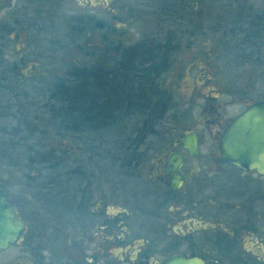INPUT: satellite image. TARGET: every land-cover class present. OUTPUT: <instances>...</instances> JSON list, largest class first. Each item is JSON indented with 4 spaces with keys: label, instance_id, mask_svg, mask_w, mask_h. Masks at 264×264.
<instances>
[{
    "label": "flooded vegetation",
    "instance_id": "obj_1",
    "mask_svg": "<svg viewBox=\"0 0 264 264\" xmlns=\"http://www.w3.org/2000/svg\"><path fill=\"white\" fill-rule=\"evenodd\" d=\"M119 3L128 20L144 18L156 29L164 21L170 24L169 38L165 35L162 42L146 38L137 45H126L125 41L120 45L117 33L123 32L127 23L117 20L121 15ZM19 7H31L32 16L38 19L30 22L34 32L52 29L56 24L72 44L82 40L86 31L93 32V65L88 67L80 61L70 66L80 75L93 76L91 83H104L113 91L112 95L102 96L106 92L96 89L95 106L105 104V111L77 114L72 127V123L61 128L50 124L56 133L77 135L90 130L96 134L113 129L114 120H120V125L122 120L143 114L129 112L126 94L131 85L146 84L145 80L130 78L131 62L135 70L143 71L145 63L154 61L156 79L152 83L158 81L162 89L156 85L152 90L166 104L175 97L160 79L171 62L168 56L176 52L179 56L184 48V55L202 58H184L181 64L187 61L185 66L179 63L174 67L187 87L188 98L181 111L184 122L160 137L156 135L152 159H145L142 147L146 142H142L145 132H155L141 128L139 133L144 139L121 149L117 161L97 144L84 145V149L65 142L55 145L47 159L36 161L49 168L59 167L58 178L45 181L37 189L40 199L36 198L45 207L48 205V214L55 211L52 202L58 200L59 224H49L41 243L39 232L30 223V262L23 251L7 253L21 243L24 234L19 242L0 251V264H166L178 258L197 259L204 264H264V171L253 167L250 152L238 151L229 143L232 123L255 105L264 104V0H1L0 15L4 18L10 8L13 20L12 12ZM195 9L202 13L203 21L207 18L208 23L218 24L214 29L209 25L208 30L213 31L209 34H219L226 42L230 39L231 47L223 42L222 49L211 47L200 53L188 41L181 46L183 38L194 37L192 27L199 25L200 21H194L198 17L193 14ZM171 39L175 41L171 43ZM114 42L115 48L111 46ZM75 46L78 54L81 43ZM132 46H140L134 61ZM230 66L252 74L242 72L236 80H225L222 70ZM27 70L24 74L32 73ZM72 72V68L66 69L64 79H55L56 85L83 84L65 79ZM8 84L16 87L13 79ZM20 111L24 112L23 107ZM49 113L53 119V111ZM164 114L152 111L147 118L160 119ZM15 121L6 134L14 144L28 141L37 133V129L30 128L28 117H15ZM21 135L27 136L23 139ZM3 138L0 169L14 163L4 160L7 154L12 157L10 150L14 147ZM88 150L91 159H85ZM62 152H76L80 160L72 162ZM73 164L75 169L70 172ZM37 175L38 170L31 169L28 177L33 180ZM2 178L0 170V189L27 226ZM70 216L80 220L73 233L66 223Z\"/></svg>",
    "mask_w": 264,
    "mask_h": 264
},
{
    "label": "rangeland",
    "instance_id": "obj_2",
    "mask_svg": "<svg viewBox=\"0 0 264 264\" xmlns=\"http://www.w3.org/2000/svg\"><path fill=\"white\" fill-rule=\"evenodd\" d=\"M117 7L121 10V13L119 12L121 15L117 20L121 23H124V21L127 23L123 32L117 33L120 45L123 41L126 42V45H137L136 43H143L146 38H152L153 42L157 43L164 41L167 36H170L171 26L165 23V21L158 25L159 28L156 29L154 24L147 22L144 18L139 20H133L131 18L128 20L124 18L126 12L123 11V5L119 3ZM9 9H7L8 12L5 10L7 14L4 18L0 15V69L4 67H11V69H13V80L16 82V87H14L16 93H14V95H18L15 98V101L18 100V102H15L17 104L12 107L13 109L10 111L9 115L2 118L0 117V139L5 135L4 138L6 137L14 147V149L11 148L10 150L12 157L7 154V157L4 159L14 163L4 164L0 170L3 183L8 184L11 189V199L15 202L18 210L22 214V218H24L27 223V230L23 240L19 245L12 247L7 253L23 251L24 254L27 253L26 257L30 262V223L31 227L39 232L42 243L43 237L41 235L45 236L49 224H59V219H57L58 217L56 216L59 211L61 212L58 200L55 203L52 202L53 210L55 211L48 214L46 209L48 205L45 207L42 202L39 203L36 199H40V192H38L37 189L41 187L45 181L52 182V179L58 178L59 167L49 168L45 166L46 164L40 165V161H36L47 159L49 154L51 155L53 152L52 150L55 145H58L59 142H65L66 145L73 146L74 148L80 146L84 149H87L84 145L90 147V145L97 144L104 149L105 154H112L113 160L117 161L119 160V153L122 152L120 151L121 149L126 146L133 147V143H137L141 138L144 139V135L139 133L141 128L152 129L155 132L154 135L150 131L145 132L147 135L142 142V144L146 142V146L142 147V153L146 155L145 159H152L156 149V135L160 137L161 133L170 132V130L180 127L182 122H184L182 120L183 118H181V111H183L182 109H184V105H186V98H188L187 87L182 81L183 78H181V76L179 77L178 73L175 72L176 68L174 67L179 63L185 66L190 59H194L195 57L202 58V56L184 55V48L180 50L179 56L177 52L168 56L171 57V62L167 67L168 69L163 71L160 79L163 80V84L169 89H172V93L175 97L170 99L169 102L163 100L166 102V104L164 103L165 105L152 110L154 113H159V111L165 113L160 119L158 117L147 118V115L152 112L148 111L140 115L135 114L130 119H127L126 122L122 120L120 125L118 124L120 120H117L114 123V128L105 132L99 131L95 134L89 130L84 131L83 134L77 135L64 131L56 133L50 124L59 125V123L53 122L49 113L53 110L55 111L59 106L56 99L53 98V90H55L57 84L54 81L55 79H64L66 75H64L63 72H65L66 69L73 68V66H70L72 63L83 61L84 65L88 67L93 65L92 54H96L93 48V46H95V40L93 36L91 37L93 32L89 33L86 31L82 40H78L79 42L72 44L68 42L66 35H64L65 31H63L62 28L60 29L56 24H53L52 29L46 28V30H44V28H41L42 30H38V33L37 31H32L30 29V22H38V19L35 15L32 16L31 7L13 8V20H11L12 15ZM158 10L160 13V9ZM193 14L202 19V13H198L196 9L193 10ZM198 17L194 18V21L196 19L198 22L200 21L198 23L199 25L194 23L196 27H192L194 29V34H192L194 39L186 40V38H183L181 46L185 45V42L188 41L187 43H193L194 45H192V47L194 50H199L200 53L209 50L211 47L214 48L213 50L217 48L222 49L225 47L224 44H222L223 42L227 44V47L228 45L231 47L230 45L233 42L230 39L229 42H226V39L220 37L219 34H209V32H213L208 30L209 25L211 26L210 29H214L218 24L208 23L206 20L207 18L204 21L203 19L199 20ZM219 25L221 26V24ZM50 26L52 25L50 24L45 27ZM150 34H152V36H149ZM165 35L166 37H164ZM168 38L169 37H167V39ZM174 41L175 39H171V43ZM90 42L91 44L88 46L86 43ZM78 43H81V50L76 54L75 47L78 46H75V44ZM116 44L117 43L114 42L111 46L115 48ZM184 58L188 59L181 64ZM31 63L40 64V71H34L28 75L24 74ZM225 63L226 62L223 61L222 64ZM227 63L229 62L227 61ZM222 72L224 79L230 81L236 80L239 78L240 74L243 73L252 74L249 70L245 72L242 70L243 73L239 72L236 68L231 66L227 69H223ZM237 74H239V76ZM65 79H67V77ZM160 79L158 78V80ZM154 84L160 87L158 81ZM14 95L11 96L12 100ZM182 102L184 103L182 104ZM21 107L24 109L23 113L18 110ZM15 117L19 119L28 117L30 128L37 129L38 134L35 132V135L30 136L28 141L23 140L20 141L19 144H14V141L9 138L10 136L6 134H9L15 125ZM36 117H38V119H36ZM58 125L55 127L59 128ZM26 136L27 135H21L20 138L24 139ZM15 138L17 137L15 136ZM150 148H152V151ZM54 154L58 157L57 152ZM61 154H66V158L72 162L76 159L80 160V155L77 158L76 152H62ZM91 154V151L88 150L84 155L85 159L86 157L91 159ZM1 158L2 154L0 153V159ZM30 168L38 170V175L33 180L28 177L31 170ZM69 169L70 172L73 171L75 169L74 164L72 167L69 166ZM66 223L71 226L73 229L71 232L73 233L80 224V220H77L76 216H70Z\"/></svg>",
    "mask_w": 264,
    "mask_h": 264
},
{
    "label": "trees",
    "instance_id": "obj_3",
    "mask_svg": "<svg viewBox=\"0 0 264 264\" xmlns=\"http://www.w3.org/2000/svg\"><path fill=\"white\" fill-rule=\"evenodd\" d=\"M140 46L132 47V61L136 58V55L139 54L138 49ZM134 54H136L134 56ZM1 56V55H0ZM150 61V60H149ZM145 63L146 66L143 69V71L135 70V64L131 62V79L136 80L137 82L146 81V84H132L130 87L129 92H127L126 95H129L130 99V110L129 112H141L144 113L146 111H152L157 109L162 104L165 105L162 102V97L159 93L152 90L156 88V84H153L152 81L156 79V72L152 69L155 67L154 61ZM1 63V62H0ZM0 81H1V88L3 92V98L0 100V117H5L6 113L9 114L10 111L13 109L18 102V100L15 101V98L18 95H14L16 91L8 84L10 80L14 79V73L13 69L11 67H4L0 69ZM71 75L69 74L67 76L68 80L72 81H83V84H71L68 86H62V85H56L55 90H53V98L56 99L59 106L55 111L53 110V122L59 123V128L65 127L66 123L68 125L74 126L76 120L75 116L78 114H90L94 110H98L101 113L105 111V104H101L100 106L96 107L95 105V92L96 89H99L102 92H106L105 95L102 94V96L110 95L111 87L105 85L104 83H91L93 80V76L86 75L85 73H82L81 75L76 72L75 68H72ZM86 82V83H85ZM14 95L13 100L11 99V96ZM112 95V94H111ZM122 95V93L120 94ZM124 95V94H123ZM10 96V97H8ZM19 110V109H18ZM19 114V113H18ZM18 116V115H17ZM71 118V119H68ZM103 116H100V122L102 120ZM117 120H114V122ZM62 125V126H60ZM67 126V125H66Z\"/></svg>",
    "mask_w": 264,
    "mask_h": 264
},
{
    "label": "water",
    "instance_id": "obj_4",
    "mask_svg": "<svg viewBox=\"0 0 264 264\" xmlns=\"http://www.w3.org/2000/svg\"><path fill=\"white\" fill-rule=\"evenodd\" d=\"M28 69L34 72L40 69V65L32 63ZM230 139L232 140L229 143L236 145L238 151L250 152L249 159L255 164L253 167L259 172L264 171V104L255 105L232 123ZM24 231V222L14 213L5 199L4 192L0 189V250H5L20 241ZM166 264L204 263L197 259L178 258L171 259Z\"/></svg>",
    "mask_w": 264,
    "mask_h": 264
}]
</instances>
